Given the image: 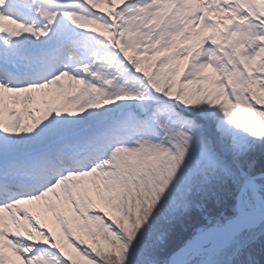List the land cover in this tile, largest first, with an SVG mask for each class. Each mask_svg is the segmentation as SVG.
I'll use <instances>...</instances> for the list:
<instances>
[{
    "label": "snow or ice",
    "instance_id": "6c2138e0",
    "mask_svg": "<svg viewBox=\"0 0 264 264\" xmlns=\"http://www.w3.org/2000/svg\"><path fill=\"white\" fill-rule=\"evenodd\" d=\"M0 264H264V0H0Z\"/></svg>",
    "mask_w": 264,
    "mask_h": 264
}]
</instances>
